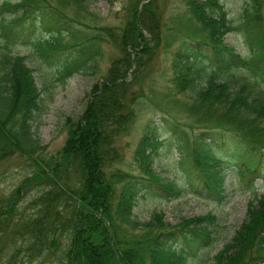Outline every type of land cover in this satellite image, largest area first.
I'll return each instance as SVG.
<instances>
[{"label":"trees","instance_id":"1","mask_svg":"<svg viewBox=\"0 0 264 264\" xmlns=\"http://www.w3.org/2000/svg\"><path fill=\"white\" fill-rule=\"evenodd\" d=\"M183 1L186 20L204 31L200 34L195 29L198 33L181 40L173 54L175 92L188 87L194 93L190 101L180 102L189 119L185 125L195 128L191 146L177 129L180 120L169 115L161 118L175 136L181 158L194 170L197 195L220 203L225 198L224 171L233 168L241 178L247 177L248 187L264 177V0H243L235 22L226 17L218 0ZM149 3L129 13L118 35L122 55L111 61L101 81L92 84L87 106L58 154L45 157L38 153L41 147L30 130V119L39 109L40 89L24 62L25 55L13 52V45L18 38L33 45L40 56L55 61L58 78L63 79L87 67L95 44L84 35L75 46L63 44V36H73L77 29L50 0L0 1V15L9 14L0 18V159L17 155L31 169L0 205V226L21 238V245L34 256L53 259V264H187L212 238L208 227L216 221L210 214L173 225L160 222L155 214L147 221L132 215L141 188L154 186L172 198L182 193L173 181L161 180L150 168L146 146L154 147L158 141H149L147 131L156 123L147 125L132 153L142 176L104 168L112 135L129 119V114L122 113L128 109L122 90L130 48L139 46L136 51L143 55L147 42L141 29L152 38L156 35ZM231 30L242 32L250 52L247 58L221 41L222 34ZM44 32L47 37L42 39ZM201 46L210 50V60L216 63L213 75L222 70L225 77L193 87ZM238 65L246 66L252 77L236 75L232 69ZM135 114L130 100V122ZM33 186L38 190L28 201L30 210L22 208L13 220L18 202ZM212 262L264 264V197L248 202L243 221Z\"/></svg>","mask_w":264,"mask_h":264},{"label":"rangeland","instance_id":"2","mask_svg":"<svg viewBox=\"0 0 264 264\" xmlns=\"http://www.w3.org/2000/svg\"><path fill=\"white\" fill-rule=\"evenodd\" d=\"M1 1V0H0ZM12 2L19 0H10ZM52 4L61 7L66 18L74 21L77 32L71 36L66 34L62 38L65 45L76 44L79 37L89 36L94 41L87 67L74 71L63 79L58 78L52 58L40 56L33 45L22 42L18 38L13 45V52L25 55L24 62L32 70L35 83L40 89L39 109L33 112L30 119V130L38 141V153L45 157L56 156L64 145L67 135L76 122L81 118L90 99V88L94 82H99L108 72L111 61L122 55L118 47V35L129 13L147 1L152 16V25L156 27L153 34L141 29L145 35L146 50L141 55L136 48H130V64L127 65L123 78V96L127 98L128 109L122 113L128 115V122L121 130L114 132L110 140L109 153L104 168L107 171L121 169L133 175L142 176L141 169L133 161V150L138 139L150 123H156L151 132L147 131L148 140L158 141L150 150V168L154 176L161 180L173 181L182 189V193L175 197H167L152 186L141 188L137 193L132 207V215L138 221H147L152 214L162 223L173 225L185 219H192L205 214L215 217V224L208 227L211 240L205 246L199 247L188 258L187 264H212V256L226 244L239 227L245 217L246 206L249 201L264 197V177L255 179L252 187H248V178H241L235 170L224 171L222 202L212 198L198 196L196 190L199 183L195 180L194 170L189 162L181 158L177 149L175 136L162 120V115L175 116L178 120V130L184 132L185 143L190 147L195 128H188L185 122L189 119L182 111L181 100H191L193 89L184 88L175 92L173 76L174 51L181 40L190 39L194 33L204 31L194 28L195 22L186 20L187 13L183 0H50ZM226 12V17L234 22L238 20L243 7V0H218ZM1 17H9L4 12ZM78 26V27H77ZM195 29H198L194 31ZM46 32V31H45ZM43 33L42 39L47 37ZM36 34V31L34 32ZM221 41L233 47L241 57L249 56V49L242 32L227 31L222 34ZM192 43V42H191ZM75 46V45H73ZM129 50V49H127ZM199 70L194 75L193 87L206 85L210 78L223 79L225 72L213 70L216 63L210 60L211 52L201 46L198 50ZM135 55V56H134ZM138 55V56H137ZM137 56V57H136ZM232 71L252 77L250 70L243 65L235 66ZM213 75V76H212ZM130 100L136 108V114L130 122ZM30 166L23 157L13 155L0 159V205L19 184L22 178L30 174ZM37 187H30L25 196L18 202L19 211L13 220L22 212V208L30 209L28 201L37 193ZM4 219V217H3ZM21 238H17L7 226H0V264H53V259L34 256V253L21 245Z\"/></svg>","mask_w":264,"mask_h":264}]
</instances>
